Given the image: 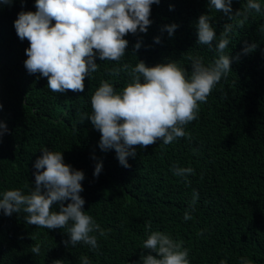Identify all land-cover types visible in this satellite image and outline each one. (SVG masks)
<instances>
[{
	"label": "trees",
	"instance_id": "16d2710c",
	"mask_svg": "<svg viewBox=\"0 0 264 264\" xmlns=\"http://www.w3.org/2000/svg\"><path fill=\"white\" fill-rule=\"evenodd\" d=\"M257 2L261 13L253 11L240 28L210 10L209 0H160L151 6L147 32L124 37L129 43L120 61L97 56L99 68L85 78L84 92L56 93L47 88V78L28 73L29 41H22L14 27L21 11L37 10L36 0H0V122L8 129L0 138V199L6 190L30 193L34 164L44 148L62 152L66 164L84 172V210L105 232L91 233L96 249L83 242L66 246L67 228L28 225L25 213L7 216L0 210V264H82L81 257L89 264H143L142 253L156 255L143 249L154 231L181 243L190 264H264V0ZM246 3L233 0V11ZM204 14L211 16L217 40L225 24H234L225 50L232 57L231 71L199 103L185 137L136 146L130 167L122 166L114 149L100 148L101 133L86 118L92 114L91 97L104 80L121 92L131 81L126 64L176 61L190 76L189 57L213 62L216 41L211 47L197 43ZM172 24L177 28L170 36L166 26ZM252 44L255 50L244 53ZM117 68L119 74L110 75ZM99 162L103 167L96 177ZM176 167H191L194 173L177 176ZM194 191L199 195L191 205ZM52 210L59 211V204ZM185 211L192 219H184ZM37 243L39 255L31 252Z\"/></svg>",
	"mask_w": 264,
	"mask_h": 264
},
{
	"label": "clouds",
	"instance_id": "9594fccd",
	"mask_svg": "<svg viewBox=\"0 0 264 264\" xmlns=\"http://www.w3.org/2000/svg\"><path fill=\"white\" fill-rule=\"evenodd\" d=\"M154 3L159 4L160 0H36L37 10L21 11L14 22L18 37L22 41L27 39L30 45L26 49L25 68L29 74L39 73L47 78V88L52 92H84L85 78L99 68L95 62L97 56L101 61L118 62L125 56L129 43L124 37L138 31L147 32ZM232 4L233 0H209L210 10L222 12L240 28L253 11H262L257 0H247L243 9L235 12ZM211 19L210 15H201L197 24L198 44L211 47L216 41L217 58L210 64L205 65L200 57H189L192 61L190 76L176 61L151 67L144 61H139L135 67L126 64L123 67L130 69L131 81L121 92L107 80L101 81L94 92L92 114L86 118L101 133L100 148L114 149L122 166L130 167L128 158L135 157L136 146L147 148L157 140L167 145L185 137V126L197 118L199 103L206 102L216 84L231 71L232 57L225 54V50L234 24H225L217 40ZM176 28L175 24L166 26L170 36ZM156 42H160L159 37ZM140 47L138 42L135 49ZM255 48L256 44H252L243 51L249 53ZM120 71L114 69L110 75H118ZM7 131V125L0 122V138ZM42 153L34 164L35 185L30 193L6 190L0 199V210L7 216L25 213L28 225L67 228L66 246L74 247L83 242L96 249L97 237L91 233L99 232L104 236L105 232L84 210L85 199L80 195L84 191V172L66 164L62 152L44 148ZM102 167V162L96 164L94 176L100 175ZM173 171L174 175L183 177L194 173L191 167H176ZM198 195L194 191L191 205H195ZM66 201L70 202L65 206ZM54 204H59V211L52 210ZM184 219H192L189 211H185ZM143 249L156 253H142L143 264H190L188 250L160 231L151 232ZM31 252L39 255L41 245L34 244ZM81 260L82 264H89L87 257ZM53 264H61V261L55 260ZM243 264L252 262L243 260Z\"/></svg>",
	"mask_w": 264,
	"mask_h": 264
}]
</instances>
